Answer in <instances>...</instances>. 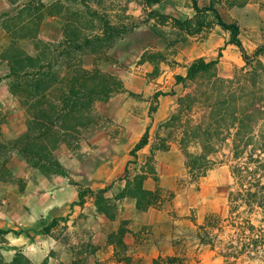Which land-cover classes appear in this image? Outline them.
I'll use <instances>...</instances> for the list:
<instances>
[{
	"label": "crops",
	"instance_id": "crops-1",
	"mask_svg": "<svg viewBox=\"0 0 264 264\" xmlns=\"http://www.w3.org/2000/svg\"><path fill=\"white\" fill-rule=\"evenodd\" d=\"M32 1L0 0V16H11ZM46 16L41 33L54 27L52 19L59 22ZM214 38L178 42L171 66L145 60L139 72L124 79L125 89L110 98L123 96L120 103L89 128L97 163L88 173L71 169L28 183L23 205L16 208L25 231L10 240L20 244L18 250L32 264H221L224 256L206 235L214 232L215 221L230 217L232 189L226 182L232 178V143L210 156L213 167L195 179L186 153L201 155L202 148L182 140L202 112L186 113L180 106L190 93L184 79L197 60L217 61V77L230 75L232 63L216 54L226 53L228 59L237 47L229 37L225 52L224 41ZM153 69L158 75L152 78ZM140 189L150 194L147 200Z\"/></svg>",
	"mask_w": 264,
	"mask_h": 264
},
{
	"label": "trees",
	"instance_id": "trees-1",
	"mask_svg": "<svg viewBox=\"0 0 264 264\" xmlns=\"http://www.w3.org/2000/svg\"><path fill=\"white\" fill-rule=\"evenodd\" d=\"M130 1L126 0V6ZM159 1L146 0L148 4ZM192 5L197 14H215L218 26L230 33V44L240 50L248 65L258 59V52L255 58L247 56L240 40L241 30L236 22H225L213 6L201 8L197 0H192ZM31 7L29 4L22 8L18 15L8 17L10 25L4 24L12 36L10 45L4 52L10 68L9 90L13 96L19 97L26 104L27 128L25 136L21 137L15 146L0 140V169L6 167V159L12 151L21 153L36 167L59 166L58 159L53 161L59 142L62 139L71 141L84 129L95 124L96 103L107 101L122 87V83L113 75L97 69L87 70L82 66V56L86 52L96 53V45L112 44L121 30H128V24L119 23L121 18L114 20L109 15L101 0L51 2L47 7V14L62 21V40L56 45V50L42 45L41 55L36 56L28 54L18 45V39L31 38L35 33L43 8ZM26 12L25 18L23 15ZM97 20L101 22L99 26ZM53 53L57 54L55 59L52 57ZM216 64L217 61L197 60L190 66L184 80L189 81L191 86L201 75L214 74ZM257 64L264 70L262 62L257 60ZM248 75L231 80L216 78L212 83V92L204 93L203 102L197 99L199 97L193 92L180 100L182 111L190 113L196 107L202 112L199 121L187 127L186 138L182 140L183 145L186 142H194L202 148L201 155L186 153L190 173L195 179L204 176L213 167L214 161L210 156L218 152L227 141L232 143L233 164L230 166L237 189L232 190L229 195L228 222L235 229H241V233L237 234H242L250 240L248 243H240L237 247L232 246L236 250L235 258L247 252L257 253L259 249L264 252L262 230H256L249 220L245 221L247 227L231 223L232 216L243 206L251 211L256 206L264 209V99L259 103L253 98L256 93L251 91ZM216 84L220 86L216 87ZM201 95L200 97L203 96ZM188 100L193 103L187 105ZM145 143L144 137L137 148ZM140 190L139 195L143 199L150 195ZM102 210H106V207ZM8 234V231L0 230V237H6ZM248 234H251L253 239ZM206 236L209 238L208 244L215 247L214 238L217 237H213L211 232ZM4 264H29V260L19 252L12 262Z\"/></svg>",
	"mask_w": 264,
	"mask_h": 264
},
{
	"label": "rangeland",
	"instance_id": "rangeland-1",
	"mask_svg": "<svg viewBox=\"0 0 264 264\" xmlns=\"http://www.w3.org/2000/svg\"><path fill=\"white\" fill-rule=\"evenodd\" d=\"M53 1L33 0L29 3L32 6L31 8L37 6L40 9L41 7L43 8L38 18L34 35L31 38L18 39V45L22 50L32 56L41 55L42 45L56 50V45L62 39V22L60 18H58L60 23L52 19L54 27L50 24V27L41 33L42 23L50 18L46 16L48 15L47 7ZM197 1L201 8L213 6L225 22H236L241 30L240 40L247 56L255 58L254 56L258 52L257 60L264 64V0ZM101 3H103L105 10L114 20H120L121 18L119 23L128 24L126 26L128 30H121L122 32L118 33L119 35L113 39L115 41L112 44H106L108 47L105 44H98L95 46L96 48L94 47L96 53L86 52L82 56V66L87 70L97 69L113 75L122 83V87L120 88L119 86L120 90L125 89L124 79L139 72L138 67L142 61L148 60L158 65L161 63L162 66H171L172 53H174L172 49L178 42H200L214 35V39L217 38V42L224 41L225 46H222L221 50L226 52V43L229 40L230 33L218 26L214 13L194 14L192 0H160L149 4L146 0H131L127 6L126 0H101ZM22 4H19L16 8L19 9ZM21 9L14 12L11 16L18 15L17 13ZM138 13L140 15L136 16ZM23 16L26 18L27 12ZM8 17L10 16H0V140L15 146L18 140L25 136L27 112L26 104L19 97L13 96L9 90L8 74L10 68L8 61L4 57V52L8 49L11 42L10 38L12 37L5 27V25H10V18ZM56 24H59L58 30ZM100 24V20H97V26ZM1 34L5 36L3 37ZM212 41L214 42V40ZM235 49L228 53V59L225 58L226 53L220 52L216 54L217 58L218 56L223 58L220 61H230L232 63L228 67V72L230 73L228 77H217V70H215V76H213V73L203 74L191 86L189 85L190 92L195 93V96L199 97L197 99L204 101V93L212 92V83L216 81V78L231 80L237 77L236 79H240L245 78L246 74H249L247 78H250L251 91L256 93L253 98L261 103L260 100L264 99V70L258 66L256 59L248 65L239 49ZM52 57L55 59L57 54L53 53ZM237 57L239 60H236ZM76 58L78 59V57ZM54 69L57 70V67ZM151 73L153 78V76L158 75V70L153 69ZM134 83L136 84V82ZM215 86L219 87L220 85L216 84ZM113 96L110 98H113ZM120 97L123 96L111 100L109 98L107 101L96 103L94 110L97 117H95V122L102 120L104 114L110 115L112 107L120 103ZM192 103V100L187 101V105ZM107 112L110 113L108 114ZM262 117H264V114ZM103 121H105L104 118ZM90 127L84 129L79 136L71 139V141L62 139L59 142L53 155L55 158L53 161L56 162L58 159L59 166L36 167L33 162H28L17 151H12L9 158L6 159L8 160L6 167L0 169V230L11 232V234L6 237H0V264L12 262L15 255L19 252L29 260V264H32L24 252L18 250L20 244L10 240L15 238L14 234L20 235L25 231L23 226L19 225L20 220H18L23 218H21L19 213L16 214L17 209L23 205L24 190L28 183L37 184L42 177L50 179L53 175H65L71 169H80L84 173H88L91 167H95L97 159L91 156L92 148L89 141H94V139H92L93 134L89 129ZM231 164H233L232 159ZM75 178L78 179V177ZM221 178L226 179V176L223 175ZM141 181L142 178L137 182L141 183ZM226 184L233 191L237 189L233 177L229 180V183L227 178ZM148 196L146 195L143 200H147ZM106 210L108 211V208ZM229 218L223 221H215V230L211 232L213 237H217L214 238L216 249L220 251L221 255H227V257L224 256L226 259L220 257L221 264H264V252H262V249L257 250V253L251 252L250 254L247 252L235 258L236 250L232 246L237 247L240 243H248L250 240L247 237L244 238L242 234H237L241 233V229H235L228 222ZM247 220L255 226L256 230H262L264 233V209L256 206L251 211L243 206L232 216L231 223H235L239 227L241 225L247 227V224H245ZM14 225H16V228ZM248 235L251 236V234ZM251 239H253L252 236ZM230 243L234 244L230 245Z\"/></svg>",
	"mask_w": 264,
	"mask_h": 264
}]
</instances>
